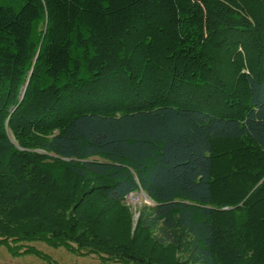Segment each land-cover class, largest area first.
<instances>
[{
    "label": "trees",
    "instance_id": "trees-1",
    "mask_svg": "<svg viewBox=\"0 0 264 264\" xmlns=\"http://www.w3.org/2000/svg\"><path fill=\"white\" fill-rule=\"evenodd\" d=\"M36 241L264 264V0H0V246Z\"/></svg>",
    "mask_w": 264,
    "mask_h": 264
},
{
    "label": "rangeland",
    "instance_id": "rangeland-1",
    "mask_svg": "<svg viewBox=\"0 0 264 264\" xmlns=\"http://www.w3.org/2000/svg\"><path fill=\"white\" fill-rule=\"evenodd\" d=\"M94 160H99L94 158ZM127 205L131 209L134 217H137V213L143 207L152 206V202L147 198V196L138 192L130 195L126 201ZM26 247H32L35 250L42 253L51 263L54 264H120V263H104L101 261L100 257L93 254H79L76 252H71L64 248H52L44 242H28L25 243ZM44 261L33 254H25L20 256H11L8 253L5 246H0V264H51Z\"/></svg>",
    "mask_w": 264,
    "mask_h": 264
}]
</instances>
